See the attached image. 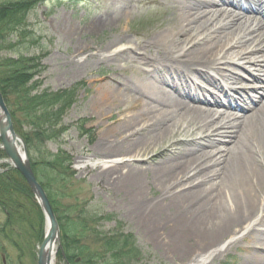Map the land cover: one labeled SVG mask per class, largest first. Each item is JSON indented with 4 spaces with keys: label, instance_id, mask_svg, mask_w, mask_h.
Masks as SVG:
<instances>
[{
    "label": "bare ground",
    "instance_id": "1",
    "mask_svg": "<svg viewBox=\"0 0 264 264\" xmlns=\"http://www.w3.org/2000/svg\"><path fill=\"white\" fill-rule=\"evenodd\" d=\"M168 1L176 10L171 31H161L134 46H120L116 39L104 48L107 60L132 59L151 68L152 75L120 82L126 93L107 86L102 101L138 110L116 126L117 137L128 134L125 141L104 144L99 150L111 158L123 152L137 158L172 139L169 146L181 159L171 163L155 159L156 169L163 177L159 184L179 192L184 216L175 225L190 234L177 237L172 245L201 251L235 232L264 249V97L253 95L251 104L239 109L248 95L246 81H264V22L250 13L264 0ZM100 23L96 21V28ZM221 78L237 90L224 91L217 84ZM170 79L172 91H166ZM210 83L221 89L224 99L215 98L208 107L191 105L189 100L197 94L204 97ZM119 162L109 161L113 165L106 175H116L114 184H131L137 200L146 204L141 174L148 169ZM187 240L196 243L184 248ZM255 246L250 258L264 263V255ZM45 252L55 264L56 244Z\"/></svg>",
    "mask_w": 264,
    "mask_h": 264
},
{
    "label": "rangeland",
    "instance_id": "2",
    "mask_svg": "<svg viewBox=\"0 0 264 264\" xmlns=\"http://www.w3.org/2000/svg\"><path fill=\"white\" fill-rule=\"evenodd\" d=\"M98 20L101 26L96 28L94 24ZM27 21L41 40L33 52L45 53L42 59L44 72L40 76L43 86L59 90L82 83L77 101L63 117V125L67 131L57 143L47 144L53 151L62 148L72 155L73 169L81 187L79 202L88 200L91 205H99L105 212L114 214L126 230L137 237L144 252L143 260L147 264H264L250 258L255 253V245L251 244L248 238L235 235V232L227 234L216 245L201 251L185 248L188 244L196 243L195 240L184 242L185 250H179L180 248L172 245L177 237L183 235L187 238V235H190L182 228L179 231L175 225L178 217L184 216L180 199L177 197L179 192L159 184L163 177L156 169L155 159H161L164 163L181 159L180 154L169 146L172 139L161 146L151 148L146 156L137 158L133 156L134 153L125 152L117 158H111L108 153L99 150L104 144L114 141L121 144L125 141L128 134L117 137L116 126L121 118L138 110L133 105L102 101L107 86L114 87L119 93L125 91L120 82H136L142 76L152 75L151 68L132 59L107 60L102 55L104 48L116 39L119 40L120 46H134L139 40L153 37L161 31H171L176 21V10L171 7L170 2L46 0L30 11ZM244 76L248 77L245 74ZM110 78L115 81L112 82ZM246 83L250 86L249 94L256 95V92L251 90L254 87L258 88L260 93L263 92L260 88L264 87V82ZM167 84H172L171 79ZM169 85L164 86L166 91L172 90ZM232 112L243 114L236 110ZM121 137L124 139L121 140ZM188 139L187 141H192ZM116 159L127 167L139 166L148 169L141 174L145 182L143 197L146 204L137 200L131 184H114L116 175L113 178L106 175L108 167L113 165L109 161ZM8 162V159H0V164ZM2 169L0 167V171ZM3 219L4 214L0 210V221ZM114 226L115 222L103 223L104 230ZM6 248L10 254H5L0 249V264H19L17 252L8 245ZM38 248L39 245L35 246L32 256L29 250L23 249V262L20 264H37ZM258 248L260 246H255L257 253L264 255V249ZM55 264H63L58 252Z\"/></svg>",
    "mask_w": 264,
    "mask_h": 264
},
{
    "label": "trees",
    "instance_id": "3",
    "mask_svg": "<svg viewBox=\"0 0 264 264\" xmlns=\"http://www.w3.org/2000/svg\"><path fill=\"white\" fill-rule=\"evenodd\" d=\"M46 0H0V91L11 112L15 131L27 146L35 176L44 188L57 217L63 264H147L138 239L117 217L88 200L80 203V186L72 155L57 143L67 131L63 117L77 101L82 83L52 90L43 86L45 53L27 16ZM48 1V0H47ZM7 158L0 148V159ZM0 249L6 245L23 262V249L34 254L45 233L43 212L24 177L10 164H0ZM115 222L104 230L103 223ZM35 257V256H34Z\"/></svg>",
    "mask_w": 264,
    "mask_h": 264
},
{
    "label": "water",
    "instance_id": "4",
    "mask_svg": "<svg viewBox=\"0 0 264 264\" xmlns=\"http://www.w3.org/2000/svg\"><path fill=\"white\" fill-rule=\"evenodd\" d=\"M0 139L2 149L16 168L25 178L35 194L45 216L46 233L39 247L37 263L51 264V258L45 252L47 246L60 244V230L57 218L41 184L38 182L30 164L27 148L23 139L15 132L11 113L0 92ZM19 143L21 144L19 148Z\"/></svg>",
    "mask_w": 264,
    "mask_h": 264
}]
</instances>
